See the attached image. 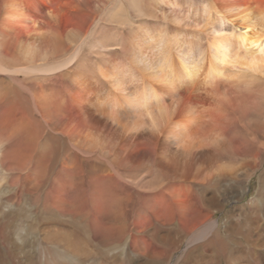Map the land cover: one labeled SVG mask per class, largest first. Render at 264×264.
<instances>
[{"label": "bare ground", "instance_id": "1", "mask_svg": "<svg viewBox=\"0 0 264 264\" xmlns=\"http://www.w3.org/2000/svg\"><path fill=\"white\" fill-rule=\"evenodd\" d=\"M13 212L78 264H261L264 0H0L2 246Z\"/></svg>", "mask_w": 264, "mask_h": 264}, {"label": "rangeland", "instance_id": "2", "mask_svg": "<svg viewBox=\"0 0 264 264\" xmlns=\"http://www.w3.org/2000/svg\"><path fill=\"white\" fill-rule=\"evenodd\" d=\"M256 190H257V180L253 179L248 186V192L246 194L244 201L240 202L237 205L230 201L226 202L224 207L222 208V211H220V215L227 214L233 208L237 209V207H241L242 204L248 202L254 195H256L255 194ZM10 214L11 215L8 217V219H10V225H9L10 234L6 233L7 243L4 244V246H2L3 242L2 240H0V264H3V259L5 256L4 253L6 252H9L11 254L13 253L16 254V257H18L19 259L18 261H16L17 264H26L25 258H27V256L29 257L31 263L33 264H45V263L49 264L48 262L50 261H51L50 264L79 263L78 260L74 261L68 254L61 252L60 249L62 247L60 246L43 243L40 238L22 235L23 224L19 220L17 216V212H13ZM218 215L219 213L216 216ZM81 239L84 240L86 242V245H88L90 248L91 247L94 248L93 249L94 253L95 255L98 256L99 260L100 258H102L103 262L108 264H145L147 260V258L145 256H141V254L132 253L128 247L113 248L114 250H111L108 253H104L101 252L100 249H97L96 245L94 247V243L92 240L88 241V239L82 237ZM44 251H46L45 254ZM170 254L172 255V261H173L175 259L174 257H176L177 255L175 254V252L174 253L170 252ZM203 255L206 254L203 253ZM46 258L47 260L44 262L43 260H45ZM41 261L43 262L40 263ZM161 263H164V260ZM260 263L264 264V255H260Z\"/></svg>", "mask_w": 264, "mask_h": 264}]
</instances>
